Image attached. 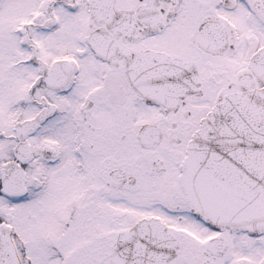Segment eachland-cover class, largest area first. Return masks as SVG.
<instances>
[{"label":"snow or ice","instance_id":"6c2138e0","mask_svg":"<svg viewBox=\"0 0 264 264\" xmlns=\"http://www.w3.org/2000/svg\"><path fill=\"white\" fill-rule=\"evenodd\" d=\"M0 264H264V0H0Z\"/></svg>","mask_w":264,"mask_h":264}]
</instances>
